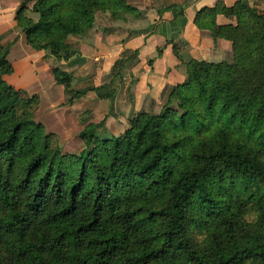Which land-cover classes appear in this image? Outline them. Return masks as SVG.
<instances>
[{"label":"trees","instance_id":"1","mask_svg":"<svg viewBox=\"0 0 264 264\" xmlns=\"http://www.w3.org/2000/svg\"><path fill=\"white\" fill-rule=\"evenodd\" d=\"M117 6L137 13L121 0H35L37 21L17 14L15 24L31 50L59 61L68 36ZM164 11L183 15L175 4ZM218 15L231 22L216 24ZM193 25L213 44L230 42V61L184 63L160 111L134 114L118 136L97 139L104 119L87 125L78 138L93 146L72 170L31 119L37 97L2 79L16 38L0 44V264H264V18L217 1ZM49 71L67 104L84 94L69 90L68 73Z\"/></svg>","mask_w":264,"mask_h":264},{"label":"crops","instance_id":"2","mask_svg":"<svg viewBox=\"0 0 264 264\" xmlns=\"http://www.w3.org/2000/svg\"><path fill=\"white\" fill-rule=\"evenodd\" d=\"M217 1L231 6L237 0H170L162 7L149 9L147 19L149 29L140 31L123 39L105 37L101 40L70 35L65 40V51L68 56H60L55 68L71 76L70 85L89 83L84 94L67 104L64 88L57 85L49 71V60L42 51H33L25 43L24 37L16 30L11 14L0 17V44H7L16 38L8 48L7 61L12 72L3 76V80L15 90H23L28 95H35L39 109L44 113H68L71 118L79 111H91L97 114L99 107H112L113 113L104 118V126L118 125L122 131L123 113L136 112L158 113L166 101L171 87L184 80L183 64L190 61L218 63L230 61L231 44L226 40H217L213 44L206 31L193 25L195 13L203 7H212ZM264 18V0H239ZM0 3H4L0 0ZM171 4L183 9V15L173 19L170 11H159ZM138 9H144L138 8ZM145 15V16H146ZM231 21L218 15L215 23L229 24ZM116 39V40H114ZM176 45L174 51L172 46ZM161 49L157 56V49ZM137 51L132 62L125 60L116 77L125 81L132 77L128 85L122 89L119 85L109 86L112 79L113 62L121 58L123 52ZM79 54L82 60H75L73 55ZM178 54V58L175 56ZM52 57L50 61H52ZM123 70V71H121ZM72 82L74 84H72ZM38 109V110H39ZM121 109V110H120ZM152 110V111H150ZM114 125V127H115ZM114 129V128H113ZM115 130V129H114Z\"/></svg>","mask_w":264,"mask_h":264},{"label":"rangeland","instance_id":"3","mask_svg":"<svg viewBox=\"0 0 264 264\" xmlns=\"http://www.w3.org/2000/svg\"><path fill=\"white\" fill-rule=\"evenodd\" d=\"M2 1L4 3H0V17L7 15L6 12H9L11 14L12 21L15 27L17 28L16 31L18 33L21 32L15 24L16 23L15 17L17 14H20L23 20H30L32 22L37 21L38 13L32 9L35 0H26V1L2 0ZM169 1L170 0H121V2L124 3L125 5L135 9L137 13H124L121 11V9L118 6L116 8V15H112L107 11H96L94 12L93 24L91 25L90 29L87 30L84 33V35H82L81 37L93 38V40H101V41L105 37H108L113 40L114 37H116V39H123L126 37H130L137 32L146 31L149 29V20L147 19V15H146L149 9H151V7L155 5L156 7L160 8ZM142 7L144 8L143 10L138 9ZM1 19L3 20V17ZM5 45L6 44H1V46H5ZM42 52L45 54V59L49 60L50 62L49 68H55L56 60L49 55V49L47 48ZM60 54L61 56H63V53L60 52ZM72 55L74 56L73 58L75 60H82L79 57V54L76 55L72 54ZM124 56L126 58L125 60H129L130 62H132L133 58L131 57L130 52L125 53ZM51 57L53 58L52 61H50ZM117 68L119 69V65L113 71H111L112 79L108 85L117 86V84H119L121 85L120 87L124 89V87L129 84L130 79L132 80V77H129L125 81H122L121 78L119 77L117 78L116 75H113V73L117 71ZM72 84L74 83L72 82ZM74 86L76 88H73L70 85L69 90L75 91V89H79V88H88L89 83L88 82L82 83L81 85L75 83ZM26 95L27 97L35 96L28 94ZM64 95L66 98L67 94H65V91H64ZM21 100L23 101L22 97ZM170 107H174V104L172 103ZM38 109H39V104L37 103L36 108H34L30 112L31 119L35 123L40 124L42 126L43 132L45 134L53 135V138H51L49 142L51 145L50 147L57 148L60 156L63 157V159L61 160L62 167L65 168L71 167L70 170L74 169L75 165L78 163L77 158H80V160H82L83 156L86 153H88L91 147L93 146L92 144H90L89 146L85 145L84 142L78 138V134L87 125L98 124L99 122H101V120L112 114L114 110L112 107L110 108L107 105H102L99 107V111L97 114H94L88 110L79 111V113H77L76 116L71 118L72 116H70L68 113L63 114L60 111H57L55 113H44L43 108H40L39 110ZM17 111L18 113L21 112L23 113L26 112V108L21 107ZM122 113L124 118H123V122L120 123L128 127V120L138 112L131 114V113H124V111H122ZM114 125L113 127L112 126L105 127L103 122V125L101 127L95 129L94 134L96 135L97 139L99 141L108 140L110 139L111 136L120 135L126 129L125 127L124 130L122 131V129L118 125H115V127ZM70 157L72 159H70ZM85 172L89 173L90 169L88 167H85ZM203 238H204V234L202 233V229L198 228L192 230V239L197 246L201 244ZM3 257L4 254H1V258Z\"/></svg>","mask_w":264,"mask_h":264}]
</instances>
